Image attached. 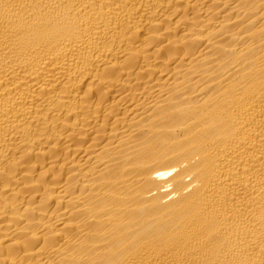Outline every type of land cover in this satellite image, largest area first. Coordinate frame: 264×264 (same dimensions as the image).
<instances>
[{
	"label": "bare ground",
	"instance_id": "6f19581e",
	"mask_svg": "<svg viewBox=\"0 0 264 264\" xmlns=\"http://www.w3.org/2000/svg\"><path fill=\"white\" fill-rule=\"evenodd\" d=\"M0 264H264V0H0Z\"/></svg>",
	"mask_w": 264,
	"mask_h": 264
}]
</instances>
